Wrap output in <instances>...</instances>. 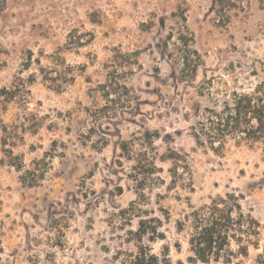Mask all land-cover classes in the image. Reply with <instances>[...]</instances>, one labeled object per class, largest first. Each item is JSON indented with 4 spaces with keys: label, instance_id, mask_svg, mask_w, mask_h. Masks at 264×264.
Wrapping results in <instances>:
<instances>
[{
    "label": "rangeland",
    "instance_id": "obj_1",
    "mask_svg": "<svg viewBox=\"0 0 264 264\" xmlns=\"http://www.w3.org/2000/svg\"><path fill=\"white\" fill-rule=\"evenodd\" d=\"M258 60L264 0H0V89L16 94L1 117L23 164L0 143V264H115L142 218L160 220L159 264H201L176 221L227 192L259 222L239 264H261V145L192 134Z\"/></svg>",
    "mask_w": 264,
    "mask_h": 264
},
{
    "label": "trees",
    "instance_id": "obj_2",
    "mask_svg": "<svg viewBox=\"0 0 264 264\" xmlns=\"http://www.w3.org/2000/svg\"><path fill=\"white\" fill-rule=\"evenodd\" d=\"M250 74L255 80L246 88H227L224 83V90H216L211 105L204 107L201 118L192 126L197 145L219 152L232 138L236 142L259 143L264 151V62L258 60ZM110 87L112 85H108V93L114 91ZM15 97V90L6 92L5 88L0 89V143L5 155L8 153L10 157L7 161L21 170L22 161L12 148L22 136L15 131L16 126L8 125L1 117L7 103ZM0 162L4 163L5 159ZM172 173L175 180L177 171ZM258 183L264 186V176ZM240 198L242 196L238 193L227 192L224 196L211 199L208 204L186 212L176 221V230L183 234L188 246L189 262L239 264L238 258L248 255L249 245H258L259 222L244 210ZM159 226L157 218L140 219L134 232L136 250L117 257L115 264H159L167 261L168 253L162 252L161 258L152 252L151 243L164 237Z\"/></svg>",
    "mask_w": 264,
    "mask_h": 264
}]
</instances>
